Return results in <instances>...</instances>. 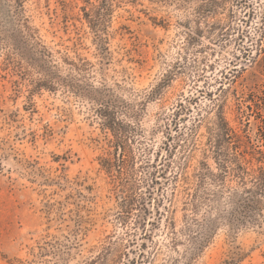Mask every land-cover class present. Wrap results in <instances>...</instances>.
Returning <instances> with one entry per match:
<instances>
[{
    "label": "rangeland",
    "instance_id": "obj_1",
    "mask_svg": "<svg viewBox=\"0 0 264 264\" xmlns=\"http://www.w3.org/2000/svg\"><path fill=\"white\" fill-rule=\"evenodd\" d=\"M221 107L264 149V0H0V264H264Z\"/></svg>",
    "mask_w": 264,
    "mask_h": 264
},
{
    "label": "trees",
    "instance_id": "obj_2",
    "mask_svg": "<svg viewBox=\"0 0 264 264\" xmlns=\"http://www.w3.org/2000/svg\"><path fill=\"white\" fill-rule=\"evenodd\" d=\"M85 16V18L89 19L88 13H85ZM88 22H90V20H88ZM159 87L160 86H157V88ZM101 115L103 114L101 113ZM102 126L117 138L115 128L110 120L105 119L102 122ZM258 129L259 138L264 140V120L263 125H260ZM208 132V151L216 168L215 172L209 173L210 177L217 181H224L226 176L230 175L231 178L235 180L241 193L245 196L253 197L264 195V149L258 148V145L253 143L251 137L244 128V124L243 127L230 125L221 107L219 111H217L215 121ZM120 146H122V150H124L123 145ZM114 160H119L117 155L114 156ZM114 160L103 159L105 164H102L109 170L114 166ZM121 161L125 162L126 159L122 158ZM152 166L155 169L154 172L164 175L169 167V161H164L159 168L155 166V164ZM198 166L199 168H205V161H199ZM117 170L118 172H122L121 169ZM152 175L151 182L154 183L156 182L155 174L152 173Z\"/></svg>",
    "mask_w": 264,
    "mask_h": 264
}]
</instances>
